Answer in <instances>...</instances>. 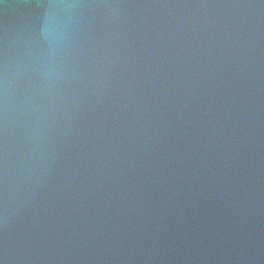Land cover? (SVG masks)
<instances>
[{"label":"water","instance_id":"1","mask_svg":"<svg viewBox=\"0 0 264 264\" xmlns=\"http://www.w3.org/2000/svg\"><path fill=\"white\" fill-rule=\"evenodd\" d=\"M5 3L14 264H264V2Z\"/></svg>","mask_w":264,"mask_h":264},{"label":"clouds","instance_id":"2","mask_svg":"<svg viewBox=\"0 0 264 264\" xmlns=\"http://www.w3.org/2000/svg\"><path fill=\"white\" fill-rule=\"evenodd\" d=\"M264 2V0H262ZM29 5H16V7H27ZM51 7H57V8H72V9H77V8H92V7H122L124 5H98V4H82V3H60V4H53V5H48ZM10 5L6 4L4 6V9L7 10ZM6 31V29H5ZM6 168V164H5ZM5 189H6V184H5ZM4 228L5 231L7 229V212L5 211V216H4ZM15 251L14 246H11L8 242L7 235H5L4 241L2 244H0V264H14L15 257L13 255Z\"/></svg>","mask_w":264,"mask_h":264},{"label":"snow or ice","instance_id":"3","mask_svg":"<svg viewBox=\"0 0 264 264\" xmlns=\"http://www.w3.org/2000/svg\"><path fill=\"white\" fill-rule=\"evenodd\" d=\"M6 5L5 0H0V7H3Z\"/></svg>","mask_w":264,"mask_h":264}]
</instances>
